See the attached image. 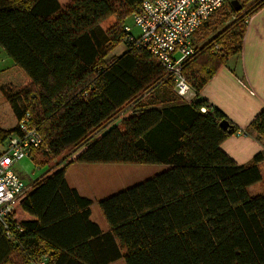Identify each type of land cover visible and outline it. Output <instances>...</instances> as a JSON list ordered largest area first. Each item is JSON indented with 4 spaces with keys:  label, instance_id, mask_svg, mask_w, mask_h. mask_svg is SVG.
Masks as SVG:
<instances>
[{
    "label": "trees",
    "instance_id": "trees-1",
    "mask_svg": "<svg viewBox=\"0 0 264 264\" xmlns=\"http://www.w3.org/2000/svg\"><path fill=\"white\" fill-rule=\"evenodd\" d=\"M141 2L0 0V49L27 77L0 92L16 122L28 112L43 140L32 152L43 172L16 206L29 218L17 220L14 212L8 238L0 224V264H106L119 257L125 264H264V194L248 193L262 179L264 151L248 164L233 161L221 144L238 127L199 97L241 53L244 21L264 0L230 20L216 13L227 25L195 45L182 65L195 94L190 101L175 94L145 48L128 40L126 19ZM225 6L230 16L240 12ZM108 17L113 23L103 28ZM119 46L122 52L112 54ZM224 119L231 133L219 127ZM15 131L0 129V143ZM252 132L264 139V108L240 130ZM74 164L165 169L99 202L109 227L102 234L90 220L91 200L67 184ZM101 236L115 253L98 261L92 240Z\"/></svg>",
    "mask_w": 264,
    "mask_h": 264
},
{
    "label": "built area",
    "instance_id": "built-area-1",
    "mask_svg": "<svg viewBox=\"0 0 264 264\" xmlns=\"http://www.w3.org/2000/svg\"><path fill=\"white\" fill-rule=\"evenodd\" d=\"M232 1L142 0L131 15L138 34L134 35L127 24L124 31L129 41L145 48L160 63L165 77L173 82L175 94L190 101L195 94L182 74V65L195 54L194 37L198 31L226 4L234 9ZM31 120V115L26 112L17 120L16 131L0 143V224L7 238L10 236L7 220L13 216L15 206L30 192L33 182L26 184L13 170V164L23 158L31 160L32 152L43 142ZM237 134H241L240 131ZM43 263L42 259L30 264Z\"/></svg>",
    "mask_w": 264,
    "mask_h": 264
},
{
    "label": "crops",
    "instance_id": "crops-1",
    "mask_svg": "<svg viewBox=\"0 0 264 264\" xmlns=\"http://www.w3.org/2000/svg\"><path fill=\"white\" fill-rule=\"evenodd\" d=\"M262 16H264V8L253 15V21L246 29L242 51L237 55L238 59L232 62L228 59L226 66L211 78L199 96L221 110L238 127L239 131H243L256 114L264 108V36L257 35L254 27L256 21ZM13 127L12 125L4 130ZM221 149L237 164H248L256 153L264 151V139L252 135L236 134L228 137L221 144ZM262 164L264 163H260L259 166ZM158 166L152 176L165 169L163 165ZM108 168L95 164H74L66 173L68 186L75 189L79 195L91 200L90 220L98 225L102 234L108 233L109 227L100 211L99 202L129 187L114 186L107 193L96 196L93 192L96 190L94 184L87 181L86 175L91 173H95L96 176L102 175ZM92 241L95 258L98 261L113 256L115 253L111 241L104 236ZM106 264H125V262L122 257H119Z\"/></svg>",
    "mask_w": 264,
    "mask_h": 264
},
{
    "label": "rangeland",
    "instance_id": "rangeland-1",
    "mask_svg": "<svg viewBox=\"0 0 264 264\" xmlns=\"http://www.w3.org/2000/svg\"><path fill=\"white\" fill-rule=\"evenodd\" d=\"M71 0H58V2L64 6L68 4ZM254 0H249L248 2H239L240 7L243 4V9L240 8V12L238 14L233 13L230 16L229 10L226 6L221 9L220 12H225L226 16L230 18L234 16H240L245 14L251 7V4ZM253 19V15H249L244 21L248 25L250 24ZM114 18L108 17L105 21L101 23L103 28H107L113 23ZM228 20V21H229ZM214 22V24H213ZM255 24L254 27L256 28L255 32L259 36H264V16L260 17ZM208 26H203L198 33L194 37V44L196 46H201L204 44L205 41L211 39L215 34L221 31L227 24H223V20H216V14L209 22ZM126 24L132 28V32L134 35L138 34L137 29L133 26V20L131 19V15L126 19ZM229 24V22H228ZM216 49V53L220 55L222 53V46L218 44ZM123 50L122 46L117 47L114 49L112 54H119ZM238 59V57H233L229 59V62ZM228 65V64H227ZM27 82V77L24 72L19 69L17 66L13 64L11 59L5 56L4 52L0 50V86L2 85H12L14 87H20ZM11 109L9 104L5 101L3 95L0 92V129H6L9 126H16V120L13 114H11ZM120 114H118L119 116ZM252 136L255 134L252 132ZM84 165V164H81ZM95 165H102V167H109L108 170L103 173L102 175L98 174L97 176L95 173H91L86 175L87 181L94 184L96 190L93 192L96 196L99 194L102 195L110 191L114 186H131L149 178L156 172L158 169V165H144V164H95ZM262 174V179L260 182L250 186L248 188V193L251 196L255 195H262L264 194V164L259 166ZM13 170L16 174L24 180L26 184H29L32 180L36 179L41 175L43 169L37 166L33 159L23 158L14 162ZM105 198V197H104ZM17 206V205H16ZM15 206V219L22 220L27 216L23 214L18 208Z\"/></svg>",
    "mask_w": 264,
    "mask_h": 264
},
{
    "label": "water",
    "instance_id": "water-1",
    "mask_svg": "<svg viewBox=\"0 0 264 264\" xmlns=\"http://www.w3.org/2000/svg\"><path fill=\"white\" fill-rule=\"evenodd\" d=\"M232 5H233L235 10H239L240 9V5L238 4V2L236 0L232 1ZM219 127L221 129H223L224 131H226L227 133H231L232 132V126L225 119L220 121Z\"/></svg>",
    "mask_w": 264,
    "mask_h": 264
}]
</instances>
